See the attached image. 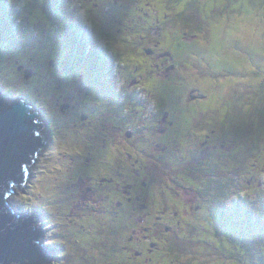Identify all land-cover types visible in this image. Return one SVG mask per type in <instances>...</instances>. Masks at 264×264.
Returning a JSON list of instances; mask_svg holds the SVG:
<instances>
[{
	"label": "flooded vegetation",
	"instance_id": "obj_1",
	"mask_svg": "<svg viewBox=\"0 0 264 264\" xmlns=\"http://www.w3.org/2000/svg\"><path fill=\"white\" fill-rule=\"evenodd\" d=\"M144 5L145 10L119 0H0V96L10 95L5 85L16 72L49 91L44 107L22 97L48 126V150L51 137H60L56 188L77 199L75 206L87 216L86 224L69 220L63 238L78 246L89 240L101 245V259L107 256L111 264H173L178 246L193 243L197 231L245 227L250 209L259 205L261 184L253 170L260 166L256 171L263 172L261 155L255 154L254 177L245 181L249 151L220 118L224 96L187 92L188 76L205 75L188 63L185 50L175 55L165 47L168 39L177 42L170 8ZM11 21L33 26L32 33L8 43ZM76 51L91 56L76 63L64 59ZM51 155L46 168L53 165ZM45 188V200L57 194L51 180ZM224 204L233 209L229 217L210 211ZM90 209L101 213V227ZM22 211L35 216L44 237L52 231L45 221L50 214L38 207Z\"/></svg>",
	"mask_w": 264,
	"mask_h": 264
},
{
	"label": "rangeland",
	"instance_id": "obj_2",
	"mask_svg": "<svg viewBox=\"0 0 264 264\" xmlns=\"http://www.w3.org/2000/svg\"><path fill=\"white\" fill-rule=\"evenodd\" d=\"M119 1L121 3H140V7L144 10L146 9L145 3H161L173 8L175 7L171 3L180 4L176 8V12L186 11L190 5L195 17L184 16L180 18L174 13L175 11H171V8L168 9L171 18L174 20L173 32L177 43L185 45L188 43L194 44L197 41L194 45H197L201 51L207 54L209 63L214 65L217 72L219 71L214 73L212 84L219 87L220 95H225L226 100H231L235 103L244 99L247 108L244 113L245 118L241 123V129L244 139L248 142L247 150L249 155L245 164L249 166L250 174L249 176L247 174L243 176L245 181L248 177L256 176L255 178L261 184L259 188H256L259 205L254 209L251 208L247 226L240 229L230 227L228 230L218 231L211 244L208 241L202 244L208 237L198 234L195 239L196 242H187L180 245L178 247V252L180 253L179 264H215L212 259L218 261L216 264L259 263L260 258L264 257V172L259 175L256 171L260 168L258 166L253 170V176L251 170L252 165L256 162L254 153L262 155L261 158L264 159V0H218L213 6L206 3L209 0ZM163 11L165 10L163 9ZM6 26L8 28L7 40L12 45L16 42V37L19 33L30 34L34 28L29 24L17 23V21H11V24ZM64 36V34L60 35L63 38ZM85 39L88 42V38L85 37ZM83 46L87 49L86 44H83ZM103 46L104 44L101 42V48ZM168 46L169 43L167 42L165 47ZM99 54L101 58L107 57L106 53H102V50ZM79 56L85 59L91 56V53L89 51H84L82 54L77 51L68 52L65 54L64 59L70 63H76L81 59ZM205 57L203 55L202 60L194 63L201 67V63H206ZM19 71L22 70L19 69ZM176 72V70L172 71V73H175L174 77L178 78ZM194 73L198 72L194 71ZM17 74L18 72L11 74L9 77L10 84L5 85L8 92H10V95L6 96L7 102L12 103L14 99H24L22 96H26V100L36 101L39 106H48L50 101L49 91L45 90V87L34 86L32 82L27 81L21 75L17 76ZM196 85L198 88L188 87L189 90L187 92H191L193 95L202 94V91L195 92V89H202L205 83L197 81ZM222 88L225 90H222ZM29 101H27L28 104ZM259 108L262 109L256 114L255 111ZM236 110L240 109L236 107ZM44 113L48 117L51 116L49 111ZM237 118L239 119L238 112L233 114V121L235 122ZM52 119L53 117H51V127H56ZM51 138L53 149L48 150L47 148L46 152H43L42 157L36 159L31 170L29 183L24 190L16 189V193L13 195L14 204L20 211L38 207L46 214H50L47 215L45 221L48 227L52 226V231L46 232L44 244H48L49 238H54L57 242L50 245L56 248V255L49 264H111L107 256V259L104 257L101 260V246H97L93 241L82 242L81 244L84 245L78 246L69 243L63 238V236L68 235L69 220L86 224L84 219L87 216L84 215V210L80 209L79 205L75 206L74 203L76 202L74 200L77 201V199L73 200L71 197L67 199L68 197L65 196L63 189L56 188L58 183L54 181L56 174L53 170L57 168V165L54 153L59 147L60 137L54 134ZM49 154L52 155L48 163L53 165L46 168L44 166L45 159ZM72 154L77 155L75 151H72ZM50 170H52L51 176L49 174ZM48 180H51L53 192L57 194L54 193L55 196L45 200L43 196L46 192L45 187ZM59 192L61 195L58 194ZM39 195H41L40 199L38 198ZM25 196L29 197V199L25 200ZM83 201L85 202V200ZM56 205L62 207V210H58ZM89 205L93 206L91 202ZM91 209L89 215L94 219L97 226L101 227V213L99 211L94 212ZM91 234L93 232H90ZM97 235L101 237V234ZM242 239L246 240L245 244ZM249 240L253 242V248H255V245H257V248L251 249V246L248 245ZM202 252L207 256L206 258ZM204 259L206 260L202 263Z\"/></svg>",
	"mask_w": 264,
	"mask_h": 264
},
{
	"label": "water",
	"instance_id": "obj_3",
	"mask_svg": "<svg viewBox=\"0 0 264 264\" xmlns=\"http://www.w3.org/2000/svg\"><path fill=\"white\" fill-rule=\"evenodd\" d=\"M19 101L9 103L6 97H0V158L6 162L0 166V264H46L52 257L47 251L51 247L42 239L44 232L33 227L35 216L26 217L11 195L43 144L40 136L29 138L21 127ZM40 129L38 125L37 130ZM33 239H39L43 246L39 254L31 251Z\"/></svg>",
	"mask_w": 264,
	"mask_h": 264
},
{
	"label": "trees",
	"instance_id": "obj_4",
	"mask_svg": "<svg viewBox=\"0 0 264 264\" xmlns=\"http://www.w3.org/2000/svg\"><path fill=\"white\" fill-rule=\"evenodd\" d=\"M217 2H218V0H209L206 3H209V4H211L210 6H213ZM131 3H133V2H131ZM187 3H189V2H187ZM171 5L175 7V8L172 7V10L175 11L174 13H176L180 18L184 17V16L185 17H187V16L195 17V15L192 13V9L190 8V5H189L188 9L186 11H184V12L183 11L176 12V8L180 4H172L171 3ZM168 8H171V6H168ZM170 41L171 40H169V42H168L169 46L167 48H169L173 53H175V55H179L181 53V51L185 50V52L188 54V56H190V58L192 59V60L191 59L187 60L188 63L193 64L195 69H197V70L200 69L201 72L205 75L204 77H199V76H202V75L188 76L187 79H186L187 81L184 83V85H187V87H191V86L192 87H197L196 83H197V80H198V82L205 83V85L202 87V89L201 88L199 89V91H202V94H205V95L206 94L207 95H213L214 94L217 97L221 96L219 87L212 84V82H213L212 77L214 76V73H218L219 71L217 72L216 68H214V65L209 63L207 54L204 53L203 51H201L200 48H198L197 45L196 46L194 45L197 41H195L194 44L193 43H188V44H185V45H181V44L179 45L177 42L171 43L172 41L171 42ZM112 45L114 46L113 43H112ZM203 55L206 56L205 57L206 63H201V67H198L194 62L198 61V60H202ZM203 65H204V67H203ZM178 90L180 91V93L183 92V88H179ZM222 90H225V89L222 88ZM261 98H259V99H261ZM220 101H224V103H223L224 106L220 108V110L223 111V114H222V116L220 118L222 120H227L228 121V126H226V127L229 130H231L232 133L235 134V139H236V136H239V139H237V141H239L240 148H245V147L248 148V145H247L248 142H247V140L244 139V137H243L244 134H243V131L241 129V123L243 122V119L245 118V114L244 113H245V110L247 109L246 105H245V102H244L245 100L243 99L242 101H240L238 103L237 102L235 103V102H233L231 100H226V97L224 95V97ZM236 107H238L240 110H236ZM209 108H213V107L210 106ZM214 109H216V108H214ZM261 109L262 108L256 109L255 113L257 114L259 112V110H261ZM236 112L239 113V119L237 118L236 121L234 122L233 121V114L236 113ZM253 155H255V153ZM260 161H261V169L264 172V159L262 158ZM262 166H263V168H262ZM252 209H254V208H252ZM249 216H250V212H249V215H248V222H249ZM230 227H234V228H237V229L241 228V227H239L238 225H235V224L230 225L228 229H230ZM218 231H225V230H220L219 228L212 229V227H211L210 230H208V231L199 230V231H197V233L200 234L203 237H208V239L204 240V242L202 244H205V241H208L211 244V241L213 240V238L215 237V234ZM197 235L193 236V238H194L193 241L194 242H196L195 239H196ZM245 241L246 240L242 239V242L244 244H245ZM248 242H249L248 245L251 246V249L257 248V245H255V248H253L254 244H253V242L251 240H249ZM97 246H101V245H97ZM202 254H204V253L202 252ZM206 257L207 256L205 255V258ZM105 259H106V257H105ZM179 259H180V253L178 252V248H177V250H176V260L173 259V264H176L177 262H178L177 264H179L180 263ZM205 260L206 259H204V261L202 263H204ZM212 262L215 263V264L218 263V261L213 260V259H212ZM167 264H169V263H167ZM257 264H264V257H261L259 263H257Z\"/></svg>",
	"mask_w": 264,
	"mask_h": 264
},
{
	"label": "snow or ice",
	"instance_id": "obj_5",
	"mask_svg": "<svg viewBox=\"0 0 264 264\" xmlns=\"http://www.w3.org/2000/svg\"><path fill=\"white\" fill-rule=\"evenodd\" d=\"M56 6L57 5L54 3L53 7ZM17 112L19 122L21 124V127L25 130L27 137H39L41 133L37 130V126L39 125L40 121L36 119L33 109L29 108L25 101L21 100L18 102ZM5 163L6 162L2 158H0V166H3ZM24 199L27 200L29 199V197L25 196ZM210 211L215 215L227 218L232 214L233 209L230 205L224 204L221 206L212 207L210 208ZM33 227L35 228L36 226L33 225ZM56 242L57 241L54 238H49L47 241L49 245H53ZM30 248L31 251L36 254H39L43 250V246L40 244L39 239H33ZM47 251L51 252L53 251V249H48Z\"/></svg>",
	"mask_w": 264,
	"mask_h": 264
},
{
	"label": "clouds",
	"instance_id": "obj_6",
	"mask_svg": "<svg viewBox=\"0 0 264 264\" xmlns=\"http://www.w3.org/2000/svg\"><path fill=\"white\" fill-rule=\"evenodd\" d=\"M18 100H23V101H25L24 99H21V98H19V99H16L15 101H18ZM25 103H27L26 101H25ZM47 148H48V146H47ZM47 148L45 149V150H43V151H46L47 150ZM16 189V188H15ZM21 189V188H20ZM18 190V189H17ZM50 246V245H49ZM51 247V249H53V248H55V247H52V246H50ZM55 255H56V252H55V250L53 249V257L55 258ZM53 258V259H54ZM52 259V260H53ZM52 260L50 261V262H48V263H46V264H49V263H51L52 262Z\"/></svg>",
	"mask_w": 264,
	"mask_h": 264
},
{
	"label": "bare ground",
	"instance_id": "obj_7",
	"mask_svg": "<svg viewBox=\"0 0 264 264\" xmlns=\"http://www.w3.org/2000/svg\"><path fill=\"white\" fill-rule=\"evenodd\" d=\"M42 232H44L43 230H42ZM42 237H44V234L42 235ZM43 239V238H42Z\"/></svg>",
	"mask_w": 264,
	"mask_h": 264
}]
</instances>
